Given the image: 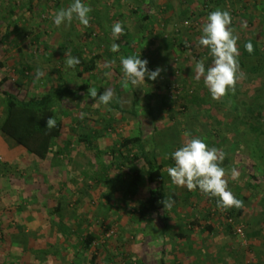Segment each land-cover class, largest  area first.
I'll list each match as a JSON object with an SVG mask.
<instances>
[{
  "label": "rangeland",
  "instance_id": "1",
  "mask_svg": "<svg viewBox=\"0 0 264 264\" xmlns=\"http://www.w3.org/2000/svg\"><path fill=\"white\" fill-rule=\"evenodd\" d=\"M160 2L149 34L129 36L113 53L117 39L104 33L102 21L84 27L74 19L78 34L70 25L53 24L51 13L67 7L66 0H39L29 7L26 0H0L2 89L26 99L57 86L75 91L54 101L63 133L44 161H34L0 136V264H264V137L254 141L258 133L250 131H264V0ZM217 9L231 14L243 78L234 91L213 100L194 67L204 58L206 67L212 66L209 50L198 40L208 13ZM250 41L258 52L243 47ZM72 49L85 61L98 55L97 71L83 77L82 69L67 68L65 53ZM139 52L150 70L162 71L155 81L124 87L120 57ZM37 69L45 73L39 81ZM81 85L113 91L111 104L125 112L97 105ZM3 115L0 96V121ZM185 132L223 152L224 179L242 207L223 208L218 197L172 184L166 169L174 163L171 153L190 138ZM139 135L163 167L167 199L175 200L143 221L136 211L149 187L142 177L138 194L125 198L136 165L123 161L135 148H121L125 138ZM87 136L96 137L95 147H87ZM64 142L72 150L58 158ZM248 184L255 187L253 194ZM60 223L63 234H57ZM235 227L243 234H235ZM180 233L186 238L178 239ZM88 235L93 242L86 248ZM66 240L68 248L61 251Z\"/></svg>",
  "mask_w": 264,
  "mask_h": 264
},
{
  "label": "clouds",
  "instance_id": "2",
  "mask_svg": "<svg viewBox=\"0 0 264 264\" xmlns=\"http://www.w3.org/2000/svg\"><path fill=\"white\" fill-rule=\"evenodd\" d=\"M91 6L85 0H71L67 7L53 11L51 17L53 24L60 27L62 24L70 25L73 20L80 25L87 27L90 22ZM232 17L226 10H214L208 13L206 23L202 25L201 35L198 45L209 50L212 56V66L206 67L205 59L195 61L194 71L196 80L203 78L204 85L207 87L213 100L224 97L227 92L234 91L237 80L243 78V73L239 71V49L237 47V36L233 34L231 27ZM111 34L113 39H118L124 35V26L121 22L112 25ZM246 51L251 53L253 45L248 42L244 45ZM120 45L112 43L111 51L118 52ZM66 67L74 69L80 64V58L65 53ZM115 61H109L112 64ZM120 65L123 73L122 85L124 87H138L141 83L145 84V78L148 81H155L159 77L162 69L156 67L155 70L148 68V60L141 59L138 54L127 57H120ZM45 73L37 69L35 80L39 81ZM87 95L95 100L97 105L108 106L114 96V92L106 90L98 95L96 88H88ZM85 113H80L83 119ZM57 121L50 117L46 121V128L51 130L56 127ZM187 141L171 153L173 165L166 171L172 184L178 187H185L188 191L199 190L200 192L219 198V204L223 208L243 206V202L237 199L232 191L228 189V182L224 179L226 170L221 166L224 154L216 147H209L204 138L191 137V134L185 132ZM237 177L236 171L232 170V178ZM175 203L172 196L164 202L165 206L171 208Z\"/></svg>",
  "mask_w": 264,
  "mask_h": 264
},
{
  "label": "trees",
  "instance_id": "3",
  "mask_svg": "<svg viewBox=\"0 0 264 264\" xmlns=\"http://www.w3.org/2000/svg\"><path fill=\"white\" fill-rule=\"evenodd\" d=\"M128 39L129 36H120L117 40V44L121 45L122 42ZM250 42L255 49V53L258 52L255 48L256 44L253 41ZM79 45L68 46L78 47ZM71 55L80 58V64L76 67L82 69L84 73L97 71L96 62L99 59L98 55H95L88 61L82 58L80 51L73 50ZM78 76H82V73L79 72ZM5 82V79L0 81V96L4 98V115L0 121V136L10 141L15 146L22 148L34 161L42 162L49 156L52 144L58 140L63 133V123L61 119L54 114V101L66 95H72L75 91L65 86H57L45 94L26 99L20 98L16 94L2 89ZM79 90L86 91V86L81 85ZM100 93L102 92L98 91V95ZM108 107L118 110L119 112H125L118 105L113 106L110 103ZM127 113L135 117L133 111H128ZM147 114L153 117L152 110L149 106L147 108ZM51 116L56 119L57 124L55 128L49 130L46 128V121ZM139 125V131L142 132V123L140 122ZM250 131L258 133L254 141L261 140L262 142L263 139L260 138L261 136L264 137L263 127H260V129L250 127ZM95 138L96 137L93 136L86 137L85 143L87 147L93 148L91 146L95 145ZM71 146L70 142H64L56 152V157H63L66 151L69 149L72 150ZM133 146L135 152L132 157L128 156L123 161L127 162L128 165L132 167L136 165V169L133 171L130 179L129 187L125 191V198H132L138 194L140 180L144 177L149 187L148 196L141 200L138 210L136 211V217L143 221L147 216L158 215L165 210L166 206L164 202L167 200L165 177L163 175V167L157 161L155 154L146 151L141 135L133 138H125L121 143L122 149L130 150ZM249 151L251 155L254 154L253 148H249ZM247 186H249L250 192L253 194L256 190L255 187L249 184ZM57 210L58 207H56V211ZM193 222L196 223V221ZM64 229V224L60 223L57 227V234H63ZM92 242V235H88L84 240V246L88 248L91 246ZM68 245L69 243L66 240L65 243L60 244L58 247L61 248V251H65ZM161 264L164 263L162 262Z\"/></svg>",
  "mask_w": 264,
  "mask_h": 264
},
{
  "label": "crops",
  "instance_id": "4",
  "mask_svg": "<svg viewBox=\"0 0 264 264\" xmlns=\"http://www.w3.org/2000/svg\"><path fill=\"white\" fill-rule=\"evenodd\" d=\"M36 1L39 2V0H26L28 7L30 5H35L34 3ZM85 2L92 8L91 13L89 14V24L94 23L91 22L94 20H98V24L102 21L101 26L103 27L101 29L105 34L112 35V25L116 22H121L124 26V35L122 36H130V39L138 35L149 34L150 30L155 26V18H157V15L159 14V12L154 11V9L156 8V10H158L162 7L160 0H85ZM66 3L70 4L71 0H66ZM162 4L165 5V1ZM69 27L71 30L74 29L71 24ZM36 28L41 30L40 26ZM72 32V34H74L76 32L75 29L72 30ZM75 34L78 33L76 32ZM125 43L128 44L129 41L125 40L122 42L120 48H122L121 46ZM84 75L85 73L83 72L82 76L85 77ZM70 89L73 90L72 88ZM86 91H88L87 87ZM177 236L178 239L186 238L181 233L177 234Z\"/></svg>",
  "mask_w": 264,
  "mask_h": 264
},
{
  "label": "built area",
  "instance_id": "5",
  "mask_svg": "<svg viewBox=\"0 0 264 264\" xmlns=\"http://www.w3.org/2000/svg\"><path fill=\"white\" fill-rule=\"evenodd\" d=\"M229 224H231V225H234L233 224V222H232V219H228V221H227ZM234 232H235V234H237V235H242L243 233H242V229H241V227H235L234 228Z\"/></svg>",
  "mask_w": 264,
  "mask_h": 264
}]
</instances>
